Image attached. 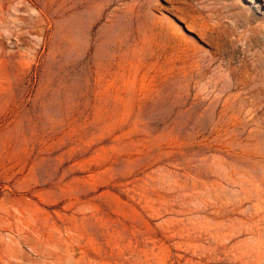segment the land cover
<instances>
[{
  "label": "rangeland",
  "instance_id": "374dc122",
  "mask_svg": "<svg viewBox=\"0 0 264 264\" xmlns=\"http://www.w3.org/2000/svg\"><path fill=\"white\" fill-rule=\"evenodd\" d=\"M0 264H264V0H0Z\"/></svg>",
  "mask_w": 264,
  "mask_h": 264
}]
</instances>
